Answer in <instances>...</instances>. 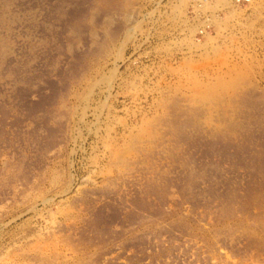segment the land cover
<instances>
[{
	"label": "rangeland",
	"instance_id": "374dc122",
	"mask_svg": "<svg viewBox=\"0 0 264 264\" xmlns=\"http://www.w3.org/2000/svg\"><path fill=\"white\" fill-rule=\"evenodd\" d=\"M0 264H264V0H0Z\"/></svg>",
	"mask_w": 264,
	"mask_h": 264
},
{
	"label": "built area",
	"instance_id": "2783aa9c",
	"mask_svg": "<svg viewBox=\"0 0 264 264\" xmlns=\"http://www.w3.org/2000/svg\"><path fill=\"white\" fill-rule=\"evenodd\" d=\"M234 2L238 5H245L251 3V0H234Z\"/></svg>",
	"mask_w": 264,
	"mask_h": 264
},
{
	"label": "bare ground",
	"instance_id": "6f19581e",
	"mask_svg": "<svg viewBox=\"0 0 264 264\" xmlns=\"http://www.w3.org/2000/svg\"><path fill=\"white\" fill-rule=\"evenodd\" d=\"M98 13V12H97ZM234 73V72H233ZM218 74V73H217ZM221 74V73H220ZM220 77V76H219ZM233 77V76H232ZM190 80V79H189ZM193 81V80H192ZM197 81V80H196ZM219 81V80H218ZM199 82V81H198ZM221 83V81L219 82V84ZM222 83H223V81H222ZM227 83V82H226ZM206 84V83H205ZM208 84V83H207ZM217 86V85H216ZM243 86V85H242ZM209 87V86H208ZM211 89V88H210ZM167 96V95H166ZM191 96H193V95H191ZM198 96H200V95H198ZM198 100V99H197ZM202 100V99H201ZM164 104V103H163ZM162 113V112H161ZM181 123H183V122H181ZM249 123V122H248ZM200 134V133H199ZM213 140V139H212ZM221 141V140H220Z\"/></svg>",
	"mask_w": 264,
	"mask_h": 264
}]
</instances>
